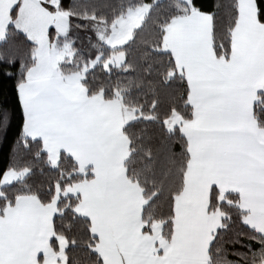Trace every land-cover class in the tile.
<instances>
[{"label":"snow or ice","instance_id":"6c2138e0","mask_svg":"<svg viewBox=\"0 0 264 264\" xmlns=\"http://www.w3.org/2000/svg\"><path fill=\"white\" fill-rule=\"evenodd\" d=\"M4 81L0 264H264V0H0Z\"/></svg>","mask_w":264,"mask_h":264},{"label":"trees","instance_id":"16d2710c","mask_svg":"<svg viewBox=\"0 0 264 264\" xmlns=\"http://www.w3.org/2000/svg\"><path fill=\"white\" fill-rule=\"evenodd\" d=\"M83 34H81V39H83ZM0 105L9 108L14 117L17 113V101L15 94L13 92L12 83L10 81L0 82ZM16 124L17 120L14 118L12 121V126L8 132L7 139L0 141V166H4L7 163L10 148L9 145L14 142L16 135Z\"/></svg>","mask_w":264,"mask_h":264}]
</instances>
